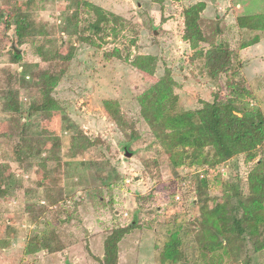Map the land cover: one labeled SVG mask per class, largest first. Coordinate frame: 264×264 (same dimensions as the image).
I'll use <instances>...</instances> for the list:
<instances>
[{"label": "rangeland", "instance_id": "rangeland-1", "mask_svg": "<svg viewBox=\"0 0 264 264\" xmlns=\"http://www.w3.org/2000/svg\"><path fill=\"white\" fill-rule=\"evenodd\" d=\"M36 1L30 22L46 25L44 39L54 40L61 54L74 52L48 93L57 108L44 111L46 94L34 84L48 69L34 52L43 36L13 62L7 41L14 33L0 15V264H99L103 239L121 229L127 234L117 264H245L244 254L200 255L193 227L201 214L196 186L203 169L172 164L178 152L166 154L149 127L167 118L174 97L175 111L216 99L264 121V59L241 62L239 53L242 45H264V0ZM197 3L206 5L203 34L211 42L217 28L215 43L233 53L218 79L183 41V11ZM92 6L107 15L98 34L88 31L97 19ZM239 17L259 28H253L257 36L252 31L246 39ZM199 48L207 49L205 43ZM140 56L156 58L153 74L133 66ZM263 153L264 144L252 161L240 155L208 171L222 174L208 206L221 201L225 183L247 193V177ZM180 230L184 255L162 262L164 245ZM248 258L264 264V250Z\"/></svg>", "mask_w": 264, "mask_h": 264}, {"label": "trees", "instance_id": "trees-1", "mask_svg": "<svg viewBox=\"0 0 264 264\" xmlns=\"http://www.w3.org/2000/svg\"><path fill=\"white\" fill-rule=\"evenodd\" d=\"M153 1L161 4L163 0ZM3 2L5 6L0 8V15H7L9 19L6 21V27L14 33L7 41L13 62L22 61V47L34 44L38 36H43V43L36 47L34 52L42 62L48 64V69L40 71L34 84L46 94L43 110L56 109L57 107L51 106L48 93L64 75L74 47H70L68 53L61 54L59 45L54 40L44 39L48 34L46 25L30 22L36 10V0ZM90 8L97 19L88 26V31L101 33L102 25L108 22L107 15L100 7ZM205 8L204 3H197L183 11V41L195 50L196 56L205 59L203 68L208 75L212 79H218L220 74L232 65L233 53L226 44L215 43V36L220 32L217 28L216 33L211 36V42L209 37L203 34L200 15ZM237 22L240 29L252 28L243 17L237 18ZM86 41H89V38ZM201 43H205L207 49H200ZM155 65L156 58L153 56H140L133 62L136 69L149 75L153 74ZM166 88L169 86L166 85ZM177 103L174 97L167 118L149 128L166 154L178 152L172 164L189 161L195 167L203 169L199 172V182L196 186L201 214L193 227L198 251L200 255H205L204 251H207L214 257L228 253L244 254L245 264H248V255H255L264 250V153L247 177V193L240 191L234 184L225 183L221 201L211 208L208 203L210 200L214 202V199L210 197V188L222 174L215 172L214 176L209 177L208 171L216 170L219 165L240 155L252 161L264 144L263 118L251 112L239 114L231 101L215 99L200 109L185 112L178 109L175 111ZM39 153L36 151V154ZM33 154V151L27 150V156ZM174 220L168 222V225H173ZM180 232L181 230L174 232L164 245L160 253L162 262H178L184 255ZM126 234L125 229L116 230L103 239V256L99 264H117L118 244Z\"/></svg>", "mask_w": 264, "mask_h": 264}, {"label": "crops", "instance_id": "crops-1", "mask_svg": "<svg viewBox=\"0 0 264 264\" xmlns=\"http://www.w3.org/2000/svg\"><path fill=\"white\" fill-rule=\"evenodd\" d=\"M253 28H258V27H253ZM252 30L249 29V28H246V29H240L239 26H238V29L239 30H242L244 32H247V35H246V39L249 37L250 33L252 31H254L255 34H253L252 36H257V34L259 33V31H255V30ZM259 29V28H258ZM251 36V35H250ZM255 38V37H254ZM240 60L241 62H244L243 59H246L247 57H251L253 58L254 60H258V61H261V59H264V45H263V40H259V41H256L255 43L253 44H249L247 46H244L240 51Z\"/></svg>", "mask_w": 264, "mask_h": 264}, {"label": "water", "instance_id": "water-1", "mask_svg": "<svg viewBox=\"0 0 264 264\" xmlns=\"http://www.w3.org/2000/svg\"><path fill=\"white\" fill-rule=\"evenodd\" d=\"M125 156H126V157H131V154H130V153H128V152L126 151V154H125Z\"/></svg>", "mask_w": 264, "mask_h": 264}, {"label": "built area", "instance_id": "built-area-1", "mask_svg": "<svg viewBox=\"0 0 264 264\" xmlns=\"http://www.w3.org/2000/svg\"><path fill=\"white\" fill-rule=\"evenodd\" d=\"M210 171V170H209ZM201 177H202V175H201Z\"/></svg>", "mask_w": 264, "mask_h": 264}]
</instances>
